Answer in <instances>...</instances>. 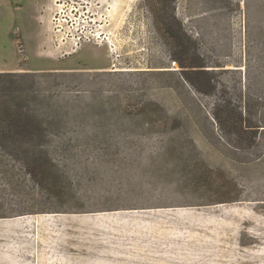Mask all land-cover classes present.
Segmentation results:
<instances>
[{
	"label": "rangeland",
	"instance_id": "374dc122",
	"mask_svg": "<svg viewBox=\"0 0 264 264\" xmlns=\"http://www.w3.org/2000/svg\"><path fill=\"white\" fill-rule=\"evenodd\" d=\"M0 72V264H264V0H0Z\"/></svg>",
	"mask_w": 264,
	"mask_h": 264
},
{
	"label": "trees",
	"instance_id": "16d2710c",
	"mask_svg": "<svg viewBox=\"0 0 264 264\" xmlns=\"http://www.w3.org/2000/svg\"><path fill=\"white\" fill-rule=\"evenodd\" d=\"M44 75L48 74L0 72V147L44 146L52 125L40 113L43 94L36 79Z\"/></svg>",
	"mask_w": 264,
	"mask_h": 264
},
{
	"label": "bare ground",
	"instance_id": "6f19581e",
	"mask_svg": "<svg viewBox=\"0 0 264 264\" xmlns=\"http://www.w3.org/2000/svg\"><path fill=\"white\" fill-rule=\"evenodd\" d=\"M74 51V50H73Z\"/></svg>",
	"mask_w": 264,
	"mask_h": 264
}]
</instances>
